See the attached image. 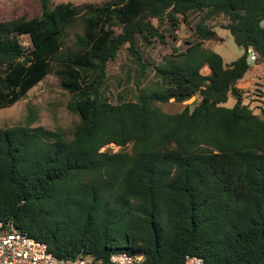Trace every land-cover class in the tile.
<instances>
[{
	"label": "trees",
	"instance_id": "1",
	"mask_svg": "<svg viewBox=\"0 0 264 264\" xmlns=\"http://www.w3.org/2000/svg\"><path fill=\"white\" fill-rule=\"evenodd\" d=\"M38 2L39 15L0 22V108L54 74L79 120L69 131L33 126L29 106L25 123L0 127V219L62 259L83 252L110 264L127 252L140 264H183L187 255L264 264V104L255 111L237 86L250 49L264 61V0ZM192 14L184 50L146 59L141 45L176 38ZM219 15L244 49L230 63L205 45L218 38L207 22ZM125 44L138 94L112 101L107 67ZM194 96L179 112L157 104Z\"/></svg>",
	"mask_w": 264,
	"mask_h": 264
},
{
	"label": "rangeland",
	"instance_id": "2",
	"mask_svg": "<svg viewBox=\"0 0 264 264\" xmlns=\"http://www.w3.org/2000/svg\"><path fill=\"white\" fill-rule=\"evenodd\" d=\"M71 1L76 5L83 6L86 3L100 4L108 0H52L53 4ZM41 13V7L38 0H0V22H8L21 18H30ZM198 14H192L188 24L182 23L180 28L175 32L176 38L167 37V43L154 41L150 46L141 45V50L146 59L154 63L164 60V58L173 52L176 47L179 50H184L187 47V41L193 40L196 23L198 22ZM158 23L157 20H155ZM229 22L224 15H219L211 20H208L210 27H215L218 33V38L205 42V45L211 47L215 52L222 55L226 63L239 58L244 49L236 44L232 33L224 26ZM76 30L70 31L69 40L73 41ZM25 44H28L27 36H24ZM264 61H257L256 64H250V69L245 79L240 80L237 86L245 90V102H250L255 111H259L256 106L264 104L262 101H251L256 99L253 96L255 93L264 92ZM203 74H209V67L205 66L202 69ZM149 72L148 76L152 77ZM249 78V76H254ZM135 63L131 57L128 44H125L118 52L116 58L108 63L107 67V96L110 100L115 101L118 96H123L126 100H135L138 94V88L135 85ZM71 98V93L63 88L60 79L54 75H48L39 84L33 87L27 96L12 106L0 108V127H11L17 124L26 122L28 107L32 106L37 112V119L33 126H44L50 129L61 127L69 131L74 123L79 120V116L71 112L67 108V103ZM196 96L184 101L176 102L171 99L169 102H158L165 111L179 112L184 109L187 104L194 103ZM235 97L230 95L224 103L225 106L231 107L235 104ZM109 148L113 151L120 149L115 144H109L103 149Z\"/></svg>",
	"mask_w": 264,
	"mask_h": 264
},
{
	"label": "built area",
	"instance_id": "3",
	"mask_svg": "<svg viewBox=\"0 0 264 264\" xmlns=\"http://www.w3.org/2000/svg\"><path fill=\"white\" fill-rule=\"evenodd\" d=\"M258 55L249 50L248 63L255 64ZM264 75V71H263ZM142 256L117 252L110 256V264H140ZM0 264H98L91 254L80 253L74 258L55 256L46 242L38 240L18 228L13 221L0 219ZM183 264H205L201 256L187 255Z\"/></svg>",
	"mask_w": 264,
	"mask_h": 264
},
{
	"label": "crops",
	"instance_id": "4",
	"mask_svg": "<svg viewBox=\"0 0 264 264\" xmlns=\"http://www.w3.org/2000/svg\"><path fill=\"white\" fill-rule=\"evenodd\" d=\"M255 64H256V63H255ZM249 69H250V68H249ZM248 71H249V70H248ZM248 71H247V73H248ZM247 73L245 74V76H244V78H243V79H245V78H246V76H247ZM253 77H255V75H254V76H249V77H248V79H249V78H253Z\"/></svg>",
	"mask_w": 264,
	"mask_h": 264
}]
</instances>
